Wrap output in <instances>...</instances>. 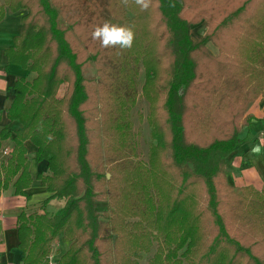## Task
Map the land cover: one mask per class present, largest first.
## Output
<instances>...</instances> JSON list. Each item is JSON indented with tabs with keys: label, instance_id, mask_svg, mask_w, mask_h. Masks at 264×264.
Wrapping results in <instances>:
<instances>
[{
	"label": "trees",
	"instance_id": "trees-1",
	"mask_svg": "<svg viewBox=\"0 0 264 264\" xmlns=\"http://www.w3.org/2000/svg\"><path fill=\"white\" fill-rule=\"evenodd\" d=\"M102 5L0 0V22L30 9L5 50L8 62L31 72L52 61L32 82L15 79L7 116L20 126L0 166V194L15 178L16 193L31 186L30 140L35 160L48 161V173L37 178L51 198L65 199L54 213L19 216L24 263L50 264L52 242L64 233L71 245L56 264H141L155 243L148 264H264V195L253 186L235 189L227 177L228 158L252 121L249 103L264 93V0H151L147 10L129 2L135 20L114 24L133 29L130 49L92 39L106 22ZM204 19L209 30L195 41L191 29ZM90 63L96 78L85 76ZM62 64L73 87L64 111L53 97L66 81ZM141 66L154 143L148 164L130 167L110 154L129 145ZM10 136L0 131L1 139ZM104 198L109 209L100 212Z\"/></svg>",
	"mask_w": 264,
	"mask_h": 264
},
{
	"label": "crops",
	"instance_id": "crops-1",
	"mask_svg": "<svg viewBox=\"0 0 264 264\" xmlns=\"http://www.w3.org/2000/svg\"><path fill=\"white\" fill-rule=\"evenodd\" d=\"M24 13V10L7 12L0 22V89H3L0 90V131L3 128L11 131L10 137L0 138V166L3 162L6 163L11 156V150L15 145L14 131L20 126L18 121L9 120L6 109L14 97L15 79L19 76L27 77V70L21 65L9 63L5 50L12 47L16 37L20 35L21 19ZM204 31L205 25L200 23L192 27L191 35L194 39H200ZM248 113L251 114L252 121L242 127L241 141L228 158L227 177L235 187L254 186L259 190H264V95L251 104ZM25 145L30 154L28 159L32 183L25 189V193L18 194L14 186L15 178L6 189L1 191L0 264H25L24 254L19 248L18 220L21 213L26 215L50 214L63 206L62 204L59 206L57 198H51L52 193L37 178L39 173H48V161L43 159L37 162L35 160L37 147L30 140L25 141ZM60 244L68 245L69 242L63 243L59 240ZM56 262L55 253H50L49 263L56 264Z\"/></svg>",
	"mask_w": 264,
	"mask_h": 264
},
{
	"label": "rangeland",
	"instance_id": "rangeland-1",
	"mask_svg": "<svg viewBox=\"0 0 264 264\" xmlns=\"http://www.w3.org/2000/svg\"><path fill=\"white\" fill-rule=\"evenodd\" d=\"M89 1L90 2L95 1V2H98L100 4L101 3L104 4V5H102L103 7H101V11L103 10V16H104V18H105V20L107 22L120 23L121 24L122 20L120 18L122 16H126V17L130 18L132 21L135 20L134 17L136 15V13L133 12V10H131L129 8V6H128L129 2L133 3L135 0H128L127 5L123 4L122 0H99V1L98 0H89ZM106 3L110 4V8L105 6ZM21 10H24V12H25L24 15H25V14H27L29 12L30 9L29 8H23ZM9 13H12V12H9ZM33 13L36 14L37 16H39L38 19L40 18V15L37 12V9H34L32 11V14ZM39 22L42 23V20H39ZM21 23H22V21H21ZM200 23H203L205 25V31H204V34L202 35V37L200 39H196V38L194 39V37L191 35L192 38L195 41L202 40L204 38V36L206 35V33L208 32V30H209V23H208V21L206 19H204L203 21H201V22H199L197 24H194L193 28H194V26H196V25H198ZM60 24L61 25H66V22L64 20H60ZM22 27H23V23H22ZM191 31H192V29H191ZM207 47H208V49L211 51V53L214 56H216V57L219 56L220 51H219V47L218 46H216L212 42H209L207 44ZM54 55H56V50H55V47L53 46V48L51 50V54H49V56H54ZM51 62L52 61H48V62H44V63L42 61L38 62V66L36 67V69L31 70V72L27 71L26 79L28 81L32 82L35 78L39 77V75H41L42 72H44V71L48 72V70H50V67H51V64H52ZM29 64H31V61H30ZM11 70H12L11 72H13L12 68H11ZM97 71H98V69L95 66V64L94 63H90L85 68V76L87 78H96V77H98V72ZM60 73H61V75L66 76V81H64L63 83H61V84H59L57 86L53 97L58 101L57 103H58L59 107L62 108L63 111H64L66 106H67L68 96L72 93V90H73L72 83L70 81V79L72 80V77H71L72 72L71 71L67 72L65 65L62 64V65H60ZM12 74H11V76H13ZM136 80H137V101H136L135 106H133V108L131 110L132 128H131L130 133H129L130 134V136H129V145H128L127 149L126 148L123 149V152L121 154H115V155H111L110 154V158H114V159L121 158V159L124 160V162L128 163L130 167H133V164L140 163V162L148 164L150 146H151L152 143H154V140H153V138L151 136V126H150V124L148 122V115H149V112H150V110H149L150 109V104H149V101H148V99L146 98V96L144 95V92H143V84L145 82V70H144V67H142V66L140 67L139 75H138ZM261 95H264V93L260 94L259 97ZM34 97L36 98L37 94L34 95ZM254 101L249 103V107L251 106V104ZM11 103H12V101H11ZM11 103H10V105H11ZM7 109H6V113H7ZM247 114H249L248 110H247ZM250 116H251V114H250ZM9 120H11V119L9 118ZM16 124H18V123H16ZM30 147H31V145H30ZM101 149H104V147H102ZM11 152H12V150H11ZM28 155L30 156V154H28ZM109 169H110V167L107 168V170H109ZM107 174H109L108 177H110V173H107ZM234 188L235 189H239V187H235V186H234ZM253 188L256 191H258L259 193L264 195V190H259V189L255 188L254 186H253ZM57 200H58V204H60L59 206H61V204L62 205L65 204V199L64 198L63 199L57 198ZM108 201H109L108 198H104V199L98 200L97 209L100 212H105V210L109 209L108 208L109 207ZM261 211L264 212L263 210H261ZM251 221H252V219L250 218V216H247L246 217V222H251ZM236 228H239V226L237 224L234 227V231H236ZM63 235H64V233L59 234L54 239V241L52 242L51 253L52 252L55 253L56 261H59L61 259L62 255L67 251V248H69L70 245H71L70 242H69L68 245H63V244L59 245V240H61V242L63 241V243L65 242V240H64L65 238H64ZM155 251H156V243L153 245V248H152V250L149 253H143L142 254L143 257L140 260V263L141 264H148L149 259L153 256Z\"/></svg>",
	"mask_w": 264,
	"mask_h": 264
},
{
	"label": "clouds",
	"instance_id": "clouds-1",
	"mask_svg": "<svg viewBox=\"0 0 264 264\" xmlns=\"http://www.w3.org/2000/svg\"><path fill=\"white\" fill-rule=\"evenodd\" d=\"M122 3L127 5L128 0H122ZM135 3L142 10H147L151 5V0H135ZM91 35L92 39L98 40L103 48L119 47L120 49H130L135 40V33L131 27L107 21L95 27Z\"/></svg>",
	"mask_w": 264,
	"mask_h": 264
},
{
	"label": "water",
	"instance_id": "water-1",
	"mask_svg": "<svg viewBox=\"0 0 264 264\" xmlns=\"http://www.w3.org/2000/svg\"><path fill=\"white\" fill-rule=\"evenodd\" d=\"M107 176H109V174H107Z\"/></svg>",
	"mask_w": 264,
	"mask_h": 264
}]
</instances>
